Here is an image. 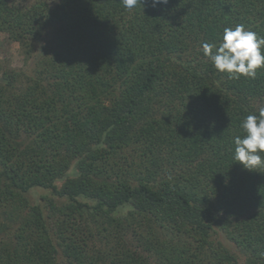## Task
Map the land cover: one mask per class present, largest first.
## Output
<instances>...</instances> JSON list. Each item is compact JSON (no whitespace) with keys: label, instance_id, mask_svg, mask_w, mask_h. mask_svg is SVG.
Wrapping results in <instances>:
<instances>
[{"label":"trees","instance_id":"16d2710c","mask_svg":"<svg viewBox=\"0 0 264 264\" xmlns=\"http://www.w3.org/2000/svg\"><path fill=\"white\" fill-rule=\"evenodd\" d=\"M236 25L264 37V0H0L28 66L0 61V264H264V168L233 159L264 70L202 47Z\"/></svg>","mask_w":264,"mask_h":264},{"label":"clouds","instance_id":"9594fccd","mask_svg":"<svg viewBox=\"0 0 264 264\" xmlns=\"http://www.w3.org/2000/svg\"><path fill=\"white\" fill-rule=\"evenodd\" d=\"M125 9L134 8L138 0H120ZM153 5L167 4L168 0H152ZM204 55L213 62L215 69L227 73L230 78L240 76L255 78L257 70H264V37L246 30L244 25L225 28L218 47L203 44ZM240 127L244 135L233 140V159L245 169L264 168V108L247 115Z\"/></svg>","mask_w":264,"mask_h":264},{"label":"rangeland","instance_id":"374dc122","mask_svg":"<svg viewBox=\"0 0 264 264\" xmlns=\"http://www.w3.org/2000/svg\"><path fill=\"white\" fill-rule=\"evenodd\" d=\"M0 61L11 68L17 69H27V63L23 56V50L19 43L14 42L10 37L5 33H0ZM63 182H58L57 186L62 188ZM28 199L34 205H45L44 197L51 198L52 194L49 190L43 189H32L27 194ZM221 241L225 243L234 253L239 254L238 248L228 242L225 238H222ZM242 262V261H241Z\"/></svg>","mask_w":264,"mask_h":264}]
</instances>
